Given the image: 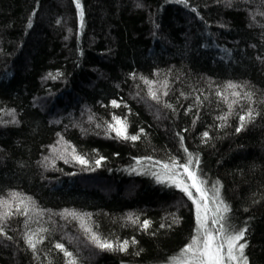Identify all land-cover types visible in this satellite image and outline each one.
Returning a JSON list of instances; mask_svg holds the SVG:
<instances>
[{"label":"trees","instance_id":"16d2710c","mask_svg":"<svg viewBox=\"0 0 264 264\" xmlns=\"http://www.w3.org/2000/svg\"><path fill=\"white\" fill-rule=\"evenodd\" d=\"M78 2L0 0V264H172L189 159L264 264V0Z\"/></svg>","mask_w":264,"mask_h":264},{"label":"snow or ice","instance_id":"6c2138e0","mask_svg":"<svg viewBox=\"0 0 264 264\" xmlns=\"http://www.w3.org/2000/svg\"><path fill=\"white\" fill-rule=\"evenodd\" d=\"M77 7L79 8V2L77 0ZM81 21L83 20V11L80 12ZM145 83H149L145 81ZM229 87H236L235 85H229ZM154 99H157L155 93L151 94ZM233 95H239L238 93H233ZM115 104V102H113ZM253 113L249 111L248 119H251ZM115 125H109V127L116 132V135L123 139H138L137 136H129L127 133V125L125 121H121L117 118ZM221 119H226V117H221ZM240 120L245 121V117L241 116ZM239 131V129H237ZM207 137V133H204ZM76 160L81 164H87V161L80 156L75 157ZM97 164L100 163L99 160L96 161ZM139 163V161H138ZM182 168L183 173L186 174L187 179L191 181V185L185 183L181 173L172 171L175 168ZM163 170L165 173L171 172L170 179L176 182V186L180 187L190 199H193V194L189 191V188H195L198 193H200L199 200L193 199V203L197 206V231L186 244V246L180 251V253L173 258L172 264H247V258L244 256V249L247 246L241 241L245 237L246 229L233 230L229 225L225 223L228 219L227 213L229 212V206L220 199L218 191L214 193L212 197H208V189L204 187L205 180H203L196 171L192 170V160L189 159L184 164H178L176 161H172L171 164H163ZM179 178V179H178ZM211 199V203L215 205L213 208H209L208 200ZM202 210V211H201ZM19 211V209H17ZM211 212L212 224H218L219 227L212 229L208 227V214ZM7 215V214H6ZM136 222V221H134ZM149 221L145 220L143 222V227L147 229L149 227ZM93 242L97 247L106 250H112L113 244L101 240L99 237L93 235ZM32 238H28V243L31 247L35 248V243ZM134 244L135 241L133 240ZM129 246L128 241L117 245L118 250L126 251ZM57 248L65 251V255L68 257L72 256V253L64 250L62 244H57ZM70 264H76L75 260H72Z\"/></svg>","mask_w":264,"mask_h":264},{"label":"rangeland","instance_id":"374dc122","mask_svg":"<svg viewBox=\"0 0 264 264\" xmlns=\"http://www.w3.org/2000/svg\"><path fill=\"white\" fill-rule=\"evenodd\" d=\"M198 200H199V197H198ZM194 209H195V211H196V213H197V206H196V204H195V208H194ZM201 211H202V210H201Z\"/></svg>","mask_w":264,"mask_h":264}]
</instances>
